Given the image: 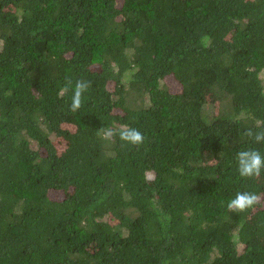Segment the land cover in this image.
<instances>
[{"label":"trees","instance_id":"trees-1","mask_svg":"<svg viewBox=\"0 0 264 264\" xmlns=\"http://www.w3.org/2000/svg\"><path fill=\"white\" fill-rule=\"evenodd\" d=\"M0 44V264H264V0H0Z\"/></svg>","mask_w":264,"mask_h":264},{"label":"clouds","instance_id":"clouds-1","mask_svg":"<svg viewBox=\"0 0 264 264\" xmlns=\"http://www.w3.org/2000/svg\"><path fill=\"white\" fill-rule=\"evenodd\" d=\"M206 39V38H205ZM91 87V82L86 80H77L74 87L72 81L68 80L61 93L72 91L71 111L76 112L82 107L84 94ZM246 136L253 138L256 143L264 142V130L254 132L248 129L244 133ZM101 139L111 141L118 136L120 141L133 146H139L143 143L144 136L138 129L132 128L127 124L120 125L119 129L102 127L97 131ZM237 171L242 178H258L264 172V155L257 149L249 148L240 150L236 155ZM261 202V197L251 192H238L234 198L227 203V209L232 212H243L254 208Z\"/></svg>","mask_w":264,"mask_h":264},{"label":"rangeland","instance_id":"rangeland-1","mask_svg":"<svg viewBox=\"0 0 264 264\" xmlns=\"http://www.w3.org/2000/svg\"><path fill=\"white\" fill-rule=\"evenodd\" d=\"M164 84L174 93H178L181 91V86L174 80L173 77L166 78Z\"/></svg>","mask_w":264,"mask_h":264}]
</instances>
